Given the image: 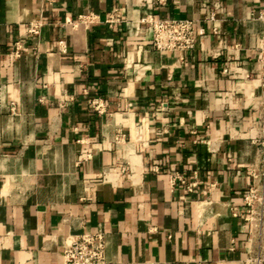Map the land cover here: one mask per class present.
<instances>
[{
  "label": "crops",
  "instance_id": "crops-1",
  "mask_svg": "<svg viewBox=\"0 0 264 264\" xmlns=\"http://www.w3.org/2000/svg\"><path fill=\"white\" fill-rule=\"evenodd\" d=\"M262 12L264 0H0V264H63L86 233L104 235L106 264H243L256 245L243 195L264 159ZM89 13L98 22L72 26ZM145 17L204 33L190 51H154Z\"/></svg>",
  "mask_w": 264,
  "mask_h": 264
},
{
  "label": "built area",
  "instance_id": "built-area-1",
  "mask_svg": "<svg viewBox=\"0 0 264 264\" xmlns=\"http://www.w3.org/2000/svg\"><path fill=\"white\" fill-rule=\"evenodd\" d=\"M40 5L52 4L53 0H39ZM257 19L263 24L258 39L259 61H264V12L260 13ZM213 21L210 15L207 22ZM98 22V18L93 13L79 15L72 26L82 25L87 28L91 24ZM121 22L120 12L113 10L108 14L104 23L108 27ZM141 22L146 24L150 37V48L158 52H185L190 51L196 45L198 36L204 33L202 28H196L191 19H155L145 17ZM44 25L41 19L31 21L24 27V35L11 45L10 56L18 57L23 48L25 40L29 37L37 36ZM212 31L215 33V29ZM62 44V43H60ZM225 72V70H223ZM264 87V82L263 85ZM88 105L98 114L105 113L103 103L98 99L88 101ZM264 145V143H263ZM89 155L79 157L77 164L88 159ZM252 177V183L247 187L243 195V204L246 207L244 221L250 225V240H254L255 247L250 250L243 264H264V159L257 173L248 171ZM169 182L173 186L176 183L185 185L182 176L174 173L169 176ZM195 184H186L188 192L192 191ZM106 241L102 233H86L70 238L63 245V264H106L105 259ZM203 264V263H198Z\"/></svg>",
  "mask_w": 264,
  "mask_h": 264
}]
</instances>
